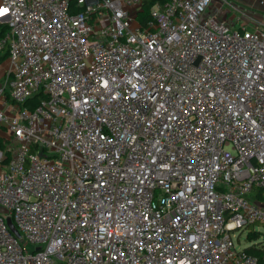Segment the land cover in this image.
Wrapping results in <instances>:
<instances>
[{"label": "built area", "instance_id": "built-area-1", "mask_svg": "<svg viewBox=\"0 0 264 264\" xmlns=\"http://www.w3.org/2000/svg\"><path fill=\"white\" fill-rule=\"evenodd\" d=\"M147 2L0 0V264H259L264 28Z\"/></svg>", "mask_w": 264, "mask_h": 264}, {"label": "rangeland", "instance_id": "rangeland-1", "mask_svg": "<svg viewBox=\"0 0 264 264\" xmlns=\"http://www.w3.org/2000/svg\"><path fill=\"white\" fill-rule=\"evenodd\" d=\"M217 11H219L221 19L229 21L234 26H256L258 28H264V6L259 5V0H213L209 12L213 13ZM8 66V60L0 65V86L4 85ZM1 211L2 209L0 208ZM249 232H256L258 236H252L253 238L258 237V239L255 240L254 238V240H250L252 236L248 239ZM234 234L235 242L240 248L245 249L253 244H261L264 246V226H256V229L253 231H237ZM238 240L241 242L240 245Z\"/></svg>", "mask_w": 264, "mask_h": 264}, {"label": "trees", "instance_id": "trees-1", "mask_svg": "<svg viewBox=\"0 0 264 264\" xmlns=\"http://www.w3.org/2000/svg\"><path fill=\"white\" fill-rule=\"evenodd\" d=\"M168 0H148V2L145 4V8H144V12L140 15L139 19L140 21L142 22L141 24L143 25L145 23V21L148 19L149 17V13H150V10L152 9V7H154L155 5L159 4L160 6H163ZM8 29V26L5 25V24H0V37L2 35H4L6 33ZM8 59V53L7 51H4V52H0V65L5 62L6 60ZM38 100H40V98H35L33 101L34 103H37ZM33 105V104H31ZM2 129L0 127V149H5V145L2 141ZM8 155H9V152H8ZM259 201L261 202H264V198L263 196H261V193H259V198H258ZM258 236V234L256 232H251L249 233L248 235V239H250V236ZM252 239L250 240H257L258 237H254L253 236L251 237ZM246 252H248L249 254L255 256L258 261H259V264H264V246L261 245V244H258V245H251V246H248L246 248Z\"/></svg>", "mask_w": 264, "mask_h": 264}, {"label": "water", "instance_id": "water-1", "mask_svg": "<svg viewBox=\"0 0 264 264\" xmlns=\"http://www.w3.org/2000/svg\"><path fill=\"white\" fill-rule=\"evenodd\" d=\"M8 224H9L11 230L14 232V234L17 235L18 237H20V234H19L18 230L14 227L13 223L11 222V220H8Z\"/></svg>", "mask_w": 264, "mask_h": 264}, {"label": "snow or ice", "instance_id": "snow-or-ice-1", "mask_svg": "<svg viewBox=\"0 0 264 264\" xmlns=\"http://www.w3.org/2000/svg\"><path fill=\"white\" fill-rule=\"evenodd\" d=\"M7 11V9H2V10H0V14H3L4 12H6Z\"/></svg>", "mask_w": 264, "mask_h": 264}, {"label": "crops", "instance_id": "crops-1", "mask_svg": "<svg viewBox=\"0 0 264 264\" xmlns=\"http://www.w3.org/2000/svg\"><path fill=\"white\" fill-rule=\"evenodd\" d=\"M0 110H3V107L2 106H0Z\"/></svg>", "mask_w": 264, "mask_h": 264}]
</instances>
